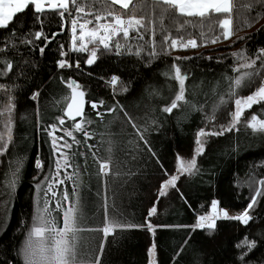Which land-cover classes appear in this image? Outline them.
Instances as JSON below:
<instances>
[{"label":"trees","instance_id":"obj_1","mask_svg":"<svg viewBox=\"0 0 264 264\" xmlns=\"http://www.w3.org/2000/svg\"><path fill=\"white\" fill-rule=\"evenodd\" d=\"M110 3L111 0H99L93 4L92 11L103 12ZM112 8L125 12L119 4ZM257 12L262 14L261 18L253 21L251 26L245 25L243 17H254ZM136 14L141 15L139 11ZM19 15L25 19V24L17 26L16 48L0 52V57H7L13 63L11 72L0 76V85L4 86L0 88V108L7 107L9 96L13 97L15 105L12 113L13 142L7 153L0 156V181L7 180L11 161L16 158L23 160L19 182L10 200L7 222L0 232V264H23L18 249L31 223L34 200L38 196L37 185L47 183L45 177L53 151L51 137L46 130L50 124L72 131L81 142L73 146L72 153L82 166L79 191L84 204L83 223L92 228L104 226L103 204L107 197L109 218L116 216L122 222L142 226L116 230L114 235H109L100 264H149V249L153 244L156 264H264V195L257 197V204L249 212L253 219L246 225L238 220L219 218L215 229L195 227L198 218L209 212L213 202L220 209L241 212L253 198L254 190L264 192V187L258 183L264 180V133L254 132L247 126L253 115L264 120V101L247 108L233 131L221 136H208L204 153L196 158L199 171L180 175L175 187L170 186L165 195H159L163 182L176 170L177 154L182 158L193 156L197 133L201 129L219 130L221 125L229 123L235 98L216 111L213 121L207 117L227 90L226 77L238 75L232 69L242 61L235 60L232 53L245 50L248 57L254 58L259 49H264V6L257 5L251 12L241 9L239 15L234 13L235 34L227 40L221 38L215 44L211 43L212 34H209L203 41L197 40L204 46L171 51L170 55L161 52L151 63L143 53L139 58L127 53L116 55L114 49L105 52L100 47L98 59L88 65L84 55L69 52V62L73 67L64 69L58 67L57 61L63 59L61 52L68 47V25L62 29L57 12L45 11L42 14L43 30L51 42L45 46L40 39L29 45L20 42L23 39L21 32L39 31L41 25L35 17L41 14L34 13L30 4ZM65 19L70 18L66 15ZM11 28L10 23L8 29H0V41H4ZM52 33L59 34L51 39ZM172 35L177 33L173 31ZM156 39L159 41V35ZM129 43L135 51L137 42L130 38ZM60 45L64 46L63 49ZM41 47H44L43 54L39 51ZM157 49H160L159 44ZM177 56L190 57L175 62L182 66V71L191 73L186 81V88L191 86L186 97L191 99L197 110L182 105L169 114L161 109L173 99L177 84L163 73L170 70ZM77 62L79 68L75 67ZM3 67L0 65V71ZM256 67H261L259 60ZM112 76L119 77L115 93L109 83ZM260 76L264 77V70ZM68 80H75L85 90L87 101L104 102L100 108L104 113L103 120L96 116V110L86 106L83 119L93 122L90 125L85 123L83 127L92 135L91 139H85L83 132L72 127L75 121L65 119L64 125L58 123L65 107L62 98L70 94V89L63 82ZM260 84V78L252 77L251 82L246 81V86L238 90V96L251 94ZM122 85L128 86L127 92L119 91ZM37 91L39 97L33 99ZM224 98L228 99L227 96ZM116 101L123 105L138 127L148 126L146 135L155 156L144 148L143 142L138 146L129 143L137 140L135 130L119 109V118H116L117 113H107V108L114 106ZM153 119L157 124L150 123ZM7 120L8 114L5 113L0 118V127ZM56 135L63 134L57 131ZM65 138L71 142L70 137ZM87 145L93 147L89 149ZM109 146L112 147L111 173L118 175L110 173L102 181L95 174L97 165L93 162L92 152L97 158H106ZM37 160L45 164L43 171L36 167ZM63 187L68 188L71 196L73 182L66 180ZM4 188L0 184V192ZM153 206L156 212L150 213ZM149 224L152 230L147 227ZM82 235L87 237L90 249H99L103 239L101 231L84 232ZM245 239L254 241L255 247L251 250L237 247ZM242 253H246L243 260L240 259Z\"/></svg>","mask_w":264,"mask_h":264},{"label":"snow or ice","instance_id":"obj_2","mask_svg":"<svg viewBox=\"0 0 264 264\" xmlns=\"http://www.w3.org/2000/svg\"><path fill=\"white\" fill-rule=\"evenodd\" d=\"M99 0H0V29H8L9 24L12 28L9 30V35L0 41L3 47H0V52L7 51L8 48H16L14 38L17 34V26L25 24V19L19 14L24 13L29 5L33 6V11L37 15L36 21L41 25L39 31L21 32L23 39L20 41L25 44H33L35 40L43 39L45 46L50 43V38L45 35L43 30L44 20L42 14L45 11H56L57 15L61 18V28L70 24L72 32V50L87 52L88 44L102 46L105 52L115 50L116 55L124 53L141 57L143 53L148 58V62L156 59L161 52L164 54H171V51H186L189 48L196 49L203 44H198L197 40L203 41V38L211 35V43L215 44L224 40L230 39L235 33L233 29V15H239L240 10L243 9L251 12L257 5L264 6V0H247L241 3L240 0H111L107 10L92 11V6ZM119 4L120 8L125 12H120L112 8L113 5ZM131 6V7H130ZM86 9H88L86 11ZM137 11L141 15L137 16ZM70 18L68 20L65 17ZM261 13L257 12L256 16L249 18L243 17V22L247 26H251L253 21H258L261 18ZM91 17V18H88ZM167 21V24H165ZM91 25L92 27H88ZM79 29V35L77 31ZM177 33L176 36L172 32ZM59 33H52L51 39H55ZM159 35L160 39L157 41L156 37ZM145 36L148 37L145 40ZM120 37V39H115ZM136 41L135 51L129 40ZM79 41V46L77 45ZM123 41V42H122ZM143 43H139V42ZM157 44L160 49H157ZM147 46V47H146ZM63 49V45H60ZM99 47H94L89 54L86 63L92 65L98 59L97 53ZM43 54L44 47L39 49ZM62 56H66V52H61ZM232 56L237 61H243L234 66L232 71L238 73L235 77H226L228 87L224 95H222L218 102L212 107L211 114L207 119L211 122L215 119L216 111L228 103V100L234 99L235 110L230 113V121L227 125H221L219 130L205 131L201 129L198 132L196 140L197 147L194 149V154L190 159H185L177 154V161L179 167L177 169L179 174L192 175L198 172L197 157L202 155L205 151L206 140L202 139L207 136H221L225 132H231L236 129L237 124L240 123L241 116L245 108H251L253 104H258L264 101V77L260 76L264 70V49H259L254 58H250L245 54V50L240 52H233ZM182 59H190V57L174 58V62L170 70L164 72L163 75L177 84V90L174 93L171 102L163 107V112L171 114L173 109L182 105L190 106L194 110L196 105L192 103L191 99L186 97V81L191 77L188 70L182 71V66L175 61ZM209 59H211L209 57ZM257 60L260 61L261 67H256ZM0 65H3V71H0V76L6 75L11 72L13 63L7 57H0ZM57 65L60 69L71 68L73 64L68 60H59ZM79 68V63L75 64ZM241 69H254V71H243ZM252 77L261 79V84L256 90L246 96L239 97L238 90L246 86V81L251 82ZM70 89V95L62 98L65 103L63 109L64 115L72 120L76 117L84 116V104L86 103L85 90L75 81H63ZM119 82V77L112 76L110 78V85L113 87L114 93L116 92L115 86ZM0 85V88H3ZM128 86L122 85L119 89L120 92H127ZM227 96L228 99H225ZM39 97V91L35 92L32 96L33 99ZM92 109L96 110V116L104 119V113L100 111L103 108L104 102L101 101H88ZM15 109L13 97H8L6 108H0V118L5 113L8 114V120L2 123L0 127V156H4L8 151V147L13 142V127L14 122L12 113ZM124 114L127 122L135 130L134 135L137 137L136 141H129L130 144L138 146L139 142H143V146L149 153L155 156L152 152L150 141L147 139L149 131L148 126L138 127L133 121V118L128 115L123 105L116 101L114 106L107 108V113ZM202 110V109H200ZM119 114L117 113V117ZM91 119H81L72 125L77 131L83 132L85 139H91L92 135L84 129L85 123L91 124ZM59 125H64L65 120L63 117L58 118ZM151 124H157L155 119L150 121ZM247 126L254 132L264 133V120L258 119L257 116H251ZM51 137L50 147L52 148L51 160L48 165V175L45 177L47 183L37 185L38 196L34 200V210L29 224L25 239L22 246L18 249V255L22 259L23 264H100L101 256L104 250L106 238L109 235H114L116 230H124L133 227H142L141 225H132L122 222L116 216L108 217V203L107 197L104 200L105 210V224L101 228H92L83 223L84 221V204L80 194V187L82 186L81 165L75 161V154L72 153L74 145H79L81 142L76 139L73 132L67 129H59L56 125L50 124L46 129ZM57 131H63V135L57 136ZM65 137H70L69 142ZM89 149L93 145H87ZM67 149L68 151H65ZM109 154L106 158H97L95 152H92L93 162L97 165L96 176L103 181V178L111 173L110 164L112 162V147L106 149ZM83 155V153H80ZM87 161L85 160V164ZM23 167V160L16 158L9 163L10 171L6 181H0L8 190L9 197L15 192L19 182V173ZM36 167L41 171L44 170L45 164L37 160ZM72 169L71 172L68 170ZM85 171L87 169L85 168ZM63 173V177L61 176ZM118 175V173H111ZM177 176H173L162 188H167L169 185L175 187V180ZM72 181L73 188L71 196L68 188L63 187L65 181ZM259 185L264 187V180H260ZM3 193L0 192V195ZM166 193L161 190L160 196ZM264 195L260 190H254L253 198L247 205L246 209L239 215L229 217L227 211H218L217 203L213 202L211 205L212 215H201L199 223L195 226L200 229L207 228L209 230L215 229V217L222 215L226 219L238 220L243 224H248L253 219L249 212L253 210L257 204V197ZM156 207L150 209V213H155ZM152 230V225H147ZM101 231L103 239L100 242L99 249H90L87 244V237L83 236L84 232ZM237 247H246L248 250L255 247L254 241L243 240ZM152 251H155V244L152 245ZM246 253H242L240 259L243 260Z\"/></svg>","mask_w":264,"mask_h":264},{"label":"rangeland","instance_id":"obj_3","mask_svg":"<svg viewBox=\"0 0 264 264\" xmlns=\"http://www.w3.org/2000/svg\"><path fill=\"white\" fill-rule=\"evenodd\" d=\"M88 18H91V17H88ZM89 28L90 27H92L91 25H89L88 26ZM77 35H79V29H78V31H77ZM68 36H69V40H68V47H67V49L64 51V52H66L67 53V55L66 56H62V60H68L69 61V52H76V53H78V54H80V55H84V57H85V60L87 61V59L89 58V54H90V51L94 48V47H102V46H99V45H93V44H91V43H89L88 44V49H89V51H87V52H81V51H73L72 50V32H71V27H70V24L68 25ZM79 41H77V45L79 46ZM241 63H243V61L241 62ZM241 72H243V71H241ZM254 92V91H253ZM252 92V93H253ZM251 93V94H252ZM250 95V94H249ZM246 96H248V95H246ZM246 96H239V97H246ZM247 108H245L244 109V111L246 110ZM235 110V105H234V100H233V110H232V112ZM244 111H243V113H244ZM243 116V115H242ZM241 116V117H242ZM61 133L62 134H64L63 133V131H61ZM208 137V136H207ZM207 137H204V138H202V139H204V140H206L207 139ZM197 138H198V133H197V136H196V140H197ZM197 147V145L195 146V148ZM185 159H190V158H185ZM178 167H179V164H178V161L176 160V170H175V172H174V174L173 175H171V176H169L164 182H163V184L162 185H164V184H166L170 179H172V177L173 176H177V177H179L180 175H182V174H179L178 173V171H177V169H178ZM177 180V179H176ZM175 180V181H176ZM162 185H161V188H160V191L161 190H163L164 192L171 186V185H169L167 188H162ZM2 196L0 197V232H1V230L4 228V226H5V224H6V222H7V218H8V209H9V206H10V200H11V197H12V199H13V196H14V193L9 197V195H8V190H7V188H4V189H2ZM212 205V204H211ZM217 210L218 211H227V213H228V216L229 217H232V216H236V215H239V214H241L243 211H241V212H230V211H228L227 209H220L218 206H217ZM207 215H212V208H211V206H210V209H209V212L206 214V216ZM219 218H224L222 215H219V216H216L215 217V222H216V220L217 219H219ZM199 223V218H198V221H197V224ZM149 264H156V262H155V256H154V253H153V251H152V248H150L149 249Z\"/></svg>","mask_w":264,"mask_h":264},{"label":"water","instance_id":"obj_4","mask_svg":"<svg viewBox=\"0 0 264 264\" xmlns=\"http://www.w3.org/2000/svg\"><path fill=\"white\" fill-rule=\"evenodd\" d=\"M70 95V94H69ZM84 99H85V101H86V103L84 104V109H83V111L85 112V109H86V106L88 105V106H90V103H88V101L86 100V97H84ZM91 107V106H90ZM84 117V116H83ZM83 117H76V120H72V119H70V118H68L67 116H65L64 115V112H63V118H64V120L65 119H67V120H72V121H75V123L77 122V121H79V120H81V119H83Z\"/></svg>","mask_w":264,"mask_h":264}]
</instances>
